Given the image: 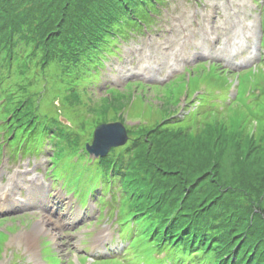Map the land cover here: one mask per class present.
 <instances>
[{"label": "rangeland", "instance_id": "rangeland-1", "mask_svg": "<svg viewBox=\"0 0 264 264\" xmlns=\"http://www.w3.org/2000/svg\"><path fill=\"white\" fill-rule=\"evenodd\" d=\"M159 10L147 23L150 31L120 45L117 60L104 62L108 71L103 69L105 75L95 88L90 85L97 76L86 66L56 60L52 50L62 45L60 40L46 51L53 59L42 69L35 66L38 53L35 60L23 56L31 50L29 43L16 45L14 52L20 54L21 62L11 63L8 84L1 83L0 91L14 93L12 108L17 99L28 97L38 116L67 119L64 125L58 121L60 127L78 145L90 138L91 126L99 123L121 122L126 149L139 130L158 125L162 131L140 139V144L143 149L149 145V149L165 151L190 140L202 141L217 129L221 131L218 180L231 183L233 178L236 185L242 178L238 163L264 160V0H166ZM59 85L63 89L58 95ZM6 102L5 95L0 102V127L10 121L1 109ZM10 135L18 138L20 134L0 129V264H93L98 259V264H137V257L124 253L133 246L144 255L146 241L139 242L137 237L134 243L135 235L129 242L117 238V213L97 208L100 192L82 211L80 200L59 188L61 178L68 179L65 186L77 178L74 187L86 189V178L93 182L95 171L99 172L80 154L84 145L71 150L68 144L66 149L62 142L53 145L44 136L43 148L34 150L38 157L16 159L3 146ZM29 144L26 140L22 147ZM134 152L126 150L125 156L130 159ZM51 156L58 166L53 170L55 182L47 174ZM53 184L58 186L52 188ZM114 185L117 190L121 187V183ZM215 190L222 193L220 186ZM120 197L117 192L116 198ZM244 198L252 200L251 205L244 202L251 210L264 208L252 196ZM109 254L119 256L118 261L105 262Z\"/></svg>", "mask_w": 264, "mask_h": 264}, {"label": "trees", "instance_id": "trees-1", "mask_svg": "<svg viewBox=\"0 0 264 264\" xmlns=\"http://www.w3.org/2000/svg\"><path fill=\"white\" fill-rule=\"evenodd\" d=\"M148 5L151 0H0V85L8 84L11 63L21 62L20 54L14 52L16 45L29 43L31 50L23 56L35 60L38 53L35 66L41 69L51 64L54 53L67 66L69 62L72 67L82 66L98 59L110 42L141 32ZM60 40L62 45L48 56V48ZM5 90L0 91V102L5 95L8 102L1 109L10 121L0 129L20 134L12 137L16 143L33 142L54 130L64 142L72 143L65 132L56 129L58 122L53 118L38 116L30 98L17 99L12 108L14 93ZM20 91L27 93L25 88ZM161 131L158 125L139 130L130 141L131 148L112 150L97 162L104 175L110 173L111 179L121 183L117 191L123 193V207L135 220L136 229L128 232L131 238L137 233L133 242L139 237L155 254L164 255L154 264H264V208L251 210L245 203L253 204L252 200L249 203L244 198L252 196L264 204V160L238 163L242 178L233 185V178L231 183L218 180L221 131L214 129L212 136L187 141L173 151L149 149V145L143 149L140 139ZM126 150L135 151L132 158L125 156ZM219 186L222 193L215 190ZM232 190L242 197H234ZM126 214L120 213L119 219ZM127 223L123 220L120 225Z\"/></svg>", "mask_w": 264, "mask_h": 264}, {"label": "water", "instance_id": "water-1", "mask_svg": "<svg viewBox=\"0 0 264 264\" xmlns=\"http://www.w3.org/2000/svg\"><path fill=\"white\" fill-rule=\"evenodd\" d=\"M125 142V129L119 123L103 124L94 130L92 144L86 149L95 156H105L110 148L122 146Z\"/></svg>", "mask_w": 264, "mask_h": 264}, {"label": "bare ground", "instance_id": "bare-ground-1", "mask_svg": "<svg viewBox=\"0 0 264 264\" xmlns=\"http://www.w3.org/2000/svg\"><path fill=\"white\" fill-rule=\"evenodd\" d=\"M36 189V188H35ZM34 192L33 193H35V190H33Z\"/></svg>", "mask_w": 264, "mask_h": 264}]
</instances>
